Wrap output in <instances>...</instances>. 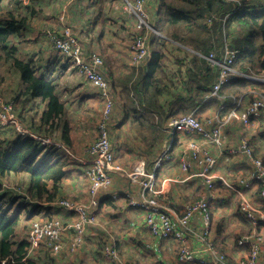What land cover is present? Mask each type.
Instances as JSON below:
<instances>
[{
  "label": "rangeland",
  "instance_id": "rangeland-1",
  "mask_svg": "<svg viewBox=\"0 0 264 264\" xmlns=\"http://www.w3.org/2000/svg\"><path fill=\"white\" fill-rule=\"evenodd\" d=\"M120 4H118V2ZM4 0V5L6 4L10 9H13L15 11H19L20 13H24L25 8L29 5H33L41 8L42 12L39 15V17L33 18L28 24H30V28L33 27L31 30L28 26H26L23 30L22 36L18 39L19 45L21 47L22 53H18V56L23 59H30L36 63L37 60L40 61L39 64H41V68H39V73H50L53 72V75H55L54 80H58L61 85V92H62V100L64 101L66 105V115L63 118V122H69L70 125V133L68 136H71L74 146L68 147L64 141H62L63 138L61 135V127L62 124H56L54 128L47 127L44 130H37L36 127H34L35 130L41 133L43 137L50 136L51 140H55L58 143L64 145L68 151H66L63 148H60L61 152L66 153L69 155L70 158H72V161H70V164L67 166V170L70 171V176H68L64 182L60 190V194L58 196V199H68L65 201H68L71 205H74L75 207L68 206L66 209H69L71 213L74 212L78 213L80 209L86 207V216L90 217L91 219L96 218V226L93 225L91 227H88L84 244L83 246L78 249L75 253L71 254V259L69 260L67 264H77V259L80 257V255L84 254V249L87 248L88 244V233L90 229L93 228H99L105 232H108L110 234H113V232L116 231L115 225L112 223H108L106 217H108L110 214L106 211H113L114 208H116V211L120 208L115 207L114 205H111L110 208H105V213L101 212V207L98 208H92L91 210H88V206L91 201H95L101 204V197L103 195H108L107 193L110 192L112 187H114L115 184H128L130 185L131 189H138L140 190L142 194V183L148 182L147 175L152 172L151 168L148 166V162L150 158H154L153 163L156 165L162 158L164 151H165V142L167 138L170 137V134L167 133L166 125L168 126L169 121L167 120L164 123L163 131L159 132V128L151 127L152 131L148 128V131L141 132L137 130V128L133 125L132 121L126 118H122L120 115L119 109L120 107L128 108L131 110L132 108V96H131V89L133 87V83L138 79L142 69L139 64L135 63V59H137L136 55L137 49H138V43L135 39V36L137 34L136 28L134 27V19L131 16H129L125 10V3L123 0ZM230 1H239L240 3H244V7L249 9L250 11L255 9V3H258L259 8H264V0H227V2ZM34 2V3H33ZM158 2V8L162 15L165 14V9L160 6V0ZM80 4L84 6L86 9L82 10V14L87 16L89 13L88 6L94 5L95 10L91 13V20L95 22V19H101L100 25H102V29L100 31H103L104 39L99 44V46L95 45L94 36H92V44L89 46L87 43V40L85 42L84 39L87 37L82 34H80L79 29L76 24L75 30L73 29L72 24H69V20L67 17V11L69 12L71 9L76 5ZM247 5V6H246ZM111 7L109 9L108 7ZM189 7H194L189 6ZM65 12H62L64 11ZM124 11V12H123ZM144 11L147 13L149 19V23L153 21L151 18L150 13V5H147L144 7ZM87 12V13H86ZM51 14V15H50ZM129 17H128V16ZM62 16L65 17L67 26H63L64 23L61 21ZM53 18V26L49 27L48 23L46 21H49ZM87 18V17H86ZM157 18L156 23V29L158 33H156V37L162 38V41L164 42L162 51L165 53L164 59L165 64L167 61V67L175 68L174 60L176 59H192L193 56L198 55L201 59H207L210 63L211 67L215 69V64L212 59H218L220 61H223L224 59H234L233 68L235 69L236 61H239L237 65H240V62L243 59H246V64L248 68V71L245 73L249 79V81H253L254 84H247V86L242 87H236L233 91L230 89L229 91L227 87L224 86L220 89L216 90V87L213 88L214 96H211L212 89L208 90L206 93V98L203 99L204 102L201 104V109L196 110H189L188 108H185L187 111L179 112L178 114L173 115L174 117H182L184 114H193L200 118L201 124H202V131L199 133H202L204 135H208V137L202 135V134H193L188 136V141L185 143V145L180 148L177 151L178 155L184 156V159L186 161H190L193 152H198L204 157L207 156L213 160H215V166L213 170L210 172V178L214 182H216V178L218 175L216 174V170L219 166V164L228 165L229 162L232 161V159L237 155V148L233 147L229 144L230 138H229V129H239L241 127L242 129H246L249 131L248 134H245L241 140V146L240 148L244 151H246L248 154L251 155V162L255 169V175H261V178L264 179V40L261 42H258L257 47H260L256 54L249 57H244L241 48L234 47L232 44V39L234 37L240 38L242 35H246L248 33V28L246 26H241L237 23L232 22L228 25V28L225 33H223L224 37V45L223 44H216L213 49L210 50L211 53L205 55L201 50H197L195 47H192L190 45H185L181 43H177L173 41L169 34L173 32V30L165 29L164 33L162 31V27L164 25V19ZM120 20L122 25L126 24V28H123L122 26H118L117 21ZM215 20H220L217 16H215ZM86 21V20H85ZM84 21V22H85ZM224 22H227L228 19L225 17L223 19ZM209 22V21H208ZM90 25V23L88 24ZM158 25V26H157ZM213 23L211 22V26ZM92 26V25H91ZM90 26V27H91ZM210 26V27H211ZM89 27V28H90ZM155 28V27H154ZM212 29V28H211ZM27 31V35L24 36V32ZM215 31V28L206 35L212 33ZM85 32V30H84ZM50 35V39L53 43L51 46L50 42L48 41V35ZM152 35V34H151ZM196 36L195 34H191L188 36V38H193ZM197 37V36H196ZM155 38L154 36L152 39ZM42 39H46L48 42V50H49V59H47V56L45 55L46 52V46L39 45V41ZM70 39H73V41L77 42L79 39V42L81 45H85L84 47L90 48L89 50L84 48L85 53H89L90 55H93L90 53L96 52L97 49L100 52V56L102 59H104V65H106L110 72L113 73L114 67L115 71L117 68V65L112 64L111 61L108 59H114L115 63H118V60L116 59H127L125 61L127 64L131 61L132 66H130V72L125 74V77H111V80H108L112 85L113 90V96H114V106H113V117L109 119V121L112 123L113 127L111 130V138H110V154L113 156V160L111 162V169L109 170L110 174H107L106 172H103V177L100 179V188L99 192L95 193L91 191L92 186L95 184V179L92 181L91 177L88 174V170L92 164L96 166V163H101L105 160V155L102 153H99V150L95 147V142L98 139L99 133H98V125L102 119L103 113H106V103L101 98L100 94L98 92L92 93V89L88 86L87 80L84 77L85 74L81 73L78 69L74 68L71 63H69L66 59H63V55L60 54L59 51H57L55 48H60L61 46L68 47V42ZM13 44L15 43V37L11 36L9 39ZM38 45L39 51L34 53L28 52V47L33 44ZM220 48V46H222ZM216 49H222L221 50V58H217V54L219 53ZM52 52V53H51ZM227 52L230 54L227 55ZM231 53H234L232 55ZM124 55L122 57L121 55ZM37 56V57H35ZM35 59H31V58ZM80 59H82L80 57ZM197 59V58H196ZM251 60L252 63H248V61ZM114 63V62H113ZM50 66V67H49ZM135 67H140L139 69ZM166 67V74L162 76V78L165 79V83L163 85H167L170 88L169 90H164V94L161 96V98L164 100L165 98H169V94L166 92H171L172 90H175V88L179 86H182L183 78L184 76L180 73L179 70H177V66L175 69H172L171 71L168 70ZM146 69V68H145ZM241 72V71H240ZM236 73V71H234ZM100 75V73H98ZM108 75V73H107ZM243 75V74H241ZM246 77L245 75H243ZM106 77V76H105ZM184 83V82H183ZM214 86V85H213ZM21 81L19 78V74L15 69H12L10 64L7 62L6 58L4 56L0 57V101L2 102H8L12 105H14V113L17 118L16 122L20 123L23 121V119L26 120L27 124H29L28 117H25V108L21 100H16L14 97L17 94V92L21 89ZM172 88V89H171ZM91 90V91H90ZM92 94L95 97L89 96ZM220 95L219 97H217ZM87 98V99H86ZM208 98V99H207ZM236 100V101H235ZM210 101V104L209 102ZM39 102H31L29 105L30 108L34 107V109L29 113H26L27 115H33L36 113V105L38 108H43V106H39ZM138 105L137 103H135ZM241 106L239 107V105ZM203 105V106H202ZM249 106H257L259 110V116L252 115L248 122H246L242 118V112L244 109L248 108ZM208 107L207 111L208 114L204 115L201 110H204ZM239 110L236 112L240 117L237 118L234 115V109ZM242 107V108H241ZM250 108V107H249ZM132 115L133 119V113ZM154 124H156L154 121L155 119L150 118ZM61 122V121H60ZM30 125V124H29ZM149 125H152L149 123ZM1 126V125H0ZM153 126V125H152ZM8 127L14 128L17 132L16 126L14 125H8ZM6 131H1L0 129V139L4 138L5 136L8 137L11 141L15 139V135L11 133L10 130L5 129ZM57 130V132H53ZM34 133V132H33ZM158 134L162 135V138H160L159 141H156L153 143V139L156 136H159ZM239 134V132H238ZM250 134L257 137L260 140V150H258V147L254 145V143L251 142V138L249 137ZM5 135V136H4ZM45 135V136H44ZM182 135V134H181ZM84 139V148H87L86 151L79 152L77 149L80 148L81 145V139ZM62 139V140H61ZM61 140V141H60ZM165 140V141H164ZM43 153H47V151H50L51 153H54L55 155L60 154V150L56 149L53 146L46 147L45 145H42ZM5 147H10L9 144H7ZM211 147H216L219 149V154H215L211 151ZM10 150V148H9ZM70 152V153H69ZM52 159H54L57 156L50 155ZM84 156V157H83ZM176 158V157H175ZM174 158V159H175ZM173 159V161H174ZM222 159V161H221ZM52 161V160H51ZM221 161V162H220ZM260 162V163H259ZM86 166V169H80V165ZM79 165V166H78ZM262 165V169L259 170V166ZM144 167V173L142 172V168ZM206 167V166H205ZM204 167V168H205ZM204 168H197L196 176L200 175V173L203 172ZM164 171V168L161 170ZM159 171V173H161ZM74 177V178H73ZM232 177V176H231ZM233 178V177H232ZM243 178L242 176L239 177L238 181L240 182V179ZM161 177H159L155 181L154 185V199L157 201L156 207L152 208L150 201V196L146 194L141 200V194L139 197L129 194V193H116L111 194V198L113 200H119L120 196H126L127 198V206L130 209L137 210L141 212V214L144 216L145 223L147 226V235H149L148 240L144 241V248H148L149 251L156 252L161 251L162 253L166 252V249L168 247H171L175 249V254L177 251L180 254L181 248L183 246H186L188 248H192L190 238L187 239L185 242L181 238L176 237V235H172L168 239L163 238L159 233H162V231L159 230H153L152 225L150 223V220L156 221L161 216L165 215L168 216L171 221L173 222V217L171 215L172 208L168 206V204L164 200L162 196L164 195L163 190L159 188ZM197 179V178H193ZM176 180V179H175ZM225 180V179H222ZM25 175L22 173H19L18 175L13 176H2L0 177V193L5 194L7 191L11 195H17L15 198L16 206L18 207H26L25 200L23 197L26 195L27 190V184H26ZM254 181L251 180V183L249 184L248 188L251 187L252 183ZM257 183V182H256ZM264 183V182H263ZM67 191V192H66ZM259 193L260 200L255 201L253 199H248L250 204L257 206L259 209L264 210V196L262 193ZM206 196H199L193 198V200L188 201L184 208L181 211V208L179 209L180 212H182L178 218H181L189 205L196 204L202 199H204ZM245 197V194H244ZM134 201L137 204H139L144 209L137 206H131L130 202ZM241 201V199H240ZM10 205L9 202H5L3 207L0 208H6ZM60 205V204H57ZM15 208V206H14ZM13 208V211H14ZM35 209L34 205L29 206V210L32 211ZM159 209H164L168 211L169 214H164L159 211ZM238 209H240V203L238 205ZM65 210L64 207H60L57 210H52L50 206H47V208L41 210V212L35 215V217L30 218V220L26 219V215L28 214L26 211L22 213V220L20 221V224L17 228V233L15 235L14 240L17 242L24 241L28 243L27 247V254L24 257V259H28L31 261L33 258H37L38 254H42L43 257L46 253L50 257H55L58 259L57 254L54 252L49 251L46 247L42 246L32 254H29V249L31 247L29 242V236L33 229L34 222L38 220V218L41 216V218L49 217L51 215H56L57 217H62L67 215L66 213H63ZM68 210V211H69ZM93 210V211H92ZM95 211V212H94ZM264 213V212H263ZM71 214V215H72ZM12 215V213H10ZM213 215V214H212ZM75 216H72L71 219H75ZM61 219V218H60ZM246 220V219H245ZM247 222V221H246ZM175 223L176 226H178L177 222ZM121 231L125 232L126 228H129L128 225L121 223ZM192 227V224H191ZM192 231L194 229L192 228ZM158 232V233H155ZM196 232L200 233V230L196 227ZM244 235H248L250 233H255V236H252V239L248 246L241 247L243 250V255L241 257L238 255L236 259H244L248 255L251 254H257V261H259L260 257L264 256V228L260 227H253L251 224H245L244 225ZM101 233V242L100 247L98 248L97 257L100 259V263H104L103 261V254L104 253V247L107 244L113 243L115 246V249L117 251V255L120 254L119 259H123L126 257L129 258L130 255L126 254L125 247L121 245L120 240L115 238H109L105 239V236ZM171 233H174V230H172ZM242 238V237H241ZM241 238L238 240H241ZM261 238V239H258ZM92 244L96 245V241H91ZM209 242L214 244V242L209 237ZM260 244V246H259ZM97 247V246H96ZM214 249H217L219 252L215 251L212 247L211 248H205L207 251H212L213 256L220 257L218 254H220L225 262L228 260L229 256L226 252L220 251L217 246L214 244ZM220 249L221 247L218 246ZM258 247L260 248L259 251ZM137 246H135V250L137 251ZM41 249V252H40ZM247 251L245 254L244 251ZM66 251V249H64ZM215 251V252H214ZM257 251V252H256ZM40 252V253H39ZM218 253V254H216ZM105 255V254H104ZM10 257L6 258L10 262H12L14 259H10ZM107 260L113 263L111 259L107 256L105 257ZM252 259V258H250ZM1 260V264L2 261ZM16 261V260H14ZM50 261H52L50 259ZM19 263L16 261V264H28L27 262ZM41 264H49V262L41 263ZM106 264V263H105ZM129 264V263H128Z\"/></svg>",
  "mask_w": 264,
  "mask_h": 264
},
{
  "label": "trees",
  "instance_id": "trees-1",
  "mask_svg": "<svg viewBox=\"0 0 264 264\" xmlns=\"http://www.w3.org/2000/svg\"><path fill=\"white\" fill-rule=\"evenodd\" d=\"M160 6L165 9V14L160 18L164 19V25L162 31L165 29L173 30L169 37L181 44L190 45L197 50H201L207 55L210 50L216 44H223V33L226 32L228 25L232 22L248 28V33L242 35L240 38L234 37L232 39V45L237 48H241L244 57L253 56L256 54L260 47H257L258 42L264 40V8H259L260 5L255 3V9L249 10L244 7V3L239 1L227 0H160ZM125 3V1L123 0ZM4 0H0V57L4 56L12 69H15L19 74L20 81L23 85L15 95L16 100H21L23 106L30 102L32 99L46 102V109L41 117L42 126H49L54 128L56 124H62L61 134L67 140L68 125L63 122V118L66 115V105L62 100L61 85L59 81L49 77L48 72L39 73L41 64L39 60L36 63L30 59H23L17 55L18 47L13 44L9 39L11 36L20 38L23 34L24 28L28 25L29 16H33L35 11L29 7V12L20 13L10 9ZM149 0L147 1V5ZM194 7H189L193 6ZM247 6V5H246ZM160 11L158 10V14ZM135 17L134 15H130ZM217 16L220 20H215ZM227 17L228 21L224 22L223 19ZM209 21V22H208ZM211 22L213 25L211 26ZM156 23V22H155ZM136 26V23L134 24ZM156 28V25L153 24ZM158 26V25H157ZM211 26V27H210ZM212 28V29H211ZM215 31L206 35L209 31ZM148 29L144 30L146 33ZM191 34H195L193 38H188ZM153 33L151 36V58L148 61L149 66L147 69L141 71L138 79L133 83L131 89L132 96V112H133V125L137 130L141 132L151 130V127H158L159 132L163 131L164 123L173 115L178 114L184 110H181L178 106V100L171 102L167 107L170 110L166 113V116L158 115L159 123L154 124L150 120V110L161 111L166 106L159 102L160 96L164 93V90L170 88L165 83V79L162 78L166 74L165 53L162 51L164 42L162 38L155 36ZM224 45V44H223ZM220 46L221 47H223ZM215 50V48L213 49ZM219 53L217 58H221L222 49H216ZM197 58V59H196ZM194 66L196 70L201 71L200 78L198 79L193 75L192 69L189 67V76L192 83H187L189 90L193 93L187 100L186 108L189 110L194 107V96L200 92L204 95L205 92L212 89L214 83L217 80L218 70L212 68L207 59H201L198 55H194ZM246 59L240 62V65L236 61L235 70L238 72H247L248 68ZM248 63H252L251 60ZM50 67V66H49ZM254 84L253 81H249L240 75L233 76L228 85L233 91L236 87L247 86V84ZM196 86V87H194ZM172 89V88H171ZM195 94H194V91ZM188 91V93H191ZM172 96L177 98L173 92ZM206 94V93H205ZM183 95L179 93L178 96ZM181 98V97H180ZM137 103L138 105H136ZM187 111V110H185ZM26 112H29L26 110ZM155 119V117H152ZM31 121V120H30ZM61 121V122H60ZM151 123L152 125H149ZM31 128V127H30ZM1 131L10 130L15 135L14 141L8 137L0 139V173L1 176H13L22 173L27 180L26 195L23 199L26 202L25 208L16 206L15 198L17 195H11L8 191L5 194L0 193V202H9L10 205L6 208H0V264L2 259H6L11 256L19 263L24 262L32 263L30 260H24L27 254L28 243L19 241L16 243L14 240L17 233V228L22 220V213L26 211V219L35 217V215L41 212L45 203L53 202L58 199L62 182L68 177L69 171L67 166L72 161L66 153H60L55 155L50 151L43 153V144L33 137L22 136L14 128L8 126H0ZM34 132V125L31 128ZM57 131V130H55ZM53 131V132H55ZM152 131V130H151ZM36 133V132H34ZM154 137L153 143L159 141L162 135ZM68 143V140H67ZM9 144L10 147H5ZM10 148V150H9ZM50 155L57 156L54 159ZM52 160V161H51ZM260 182L259 192L263 187V182ZM34 205L35 209L30 211L29 206ZM44 205V206H43ZM15 206V208H14ZM14 208V211H13ZM12 213V215H10ZM243 221L246 224L245 217L241 215ZM10 258V259H11ZM34 259V258H33ZM34 264V263H32ZM56 264V263H54Z\"/></svg>",
  "mask_w": 264,
  "mask_h": 264
},
{
  "label": "crops",
  "instance_id": "crops-1",
  "mask_svg": "<svg viewBox=\"0 0 264 264\" xmlns=\"http://www.w3.org/2000/svg\"><path fill=\"white\" fill-rule=\"evenodd\" d=\"M157 1L158 0H149V4H148L150 5L151 18L153 19V21L151 22L152 26L157 21L156 19L157 16L158 17L160 16V18H162L163 16L161 13L158 14L159 8H158ZM118 4H120V2H118ZM28 7L35 11L33 16H29V14H27L29 17L28 22H30L31 24V20L33 18L39 17V15L41 14L42 7L38 8L34 6V4L32 6L29 5ZM108 8L111 9V7H108ZM84 9H86L84 6L80 4H76L71 9L70 15H69V12L67 11V17L69 20V24L70 25L72 24L74 30H75L74 24L78 25L77 26L78 28L81 27L79 29V31H82L80 32V34H82L83 37L84 36L87 37L83 41L85 42L87 40L86 45L88 44L90 46L92 44V41H93L92 36H94L95 45L99 46V44L104 39L103 31H100L102 29V25H100L101 19H95L96 20L95 22L91 20V13L93 12V10L96 9L94 5L88 6L89 13L87 14V16L82 14V10ZM25 12H29V9L28 8L25 9L24 13ZM62 12H65V10ZM132 18H135V17H132ZM46 23H48L49 27H52L54 24L53 18L50 20V22L46 21ZM89 23L90 25H88ZM117 23L119 27L122 26L123 28H126V24L122 25L120 20H118ZM30 24L27 25L28 26L27 29L29 28V30H31L32 28V31H33V27L30 28ZM27 34H28L27 31H25L24 36ZM18 39L19 38L15 37V43H16V46L18 47L17 55L18 53H22L21 47L19 45L20 41H18ZM38 44L41 46H46L45 55L47 56V59H49L50 52L48 50L49 46L47 45L48 44L47 40L42 39L41 41H39ZM85 48L88 50L90 49L87 47ZM27 49L29 53L33 52V54L40 50L38 45L35 44L34 42ZM121 56L124 57L123 54ZM31 59H35V58L32 57ZM108 60L111 61L112 64L117 65V68H116L117 71H115V67H114L113 73L110 72V74H109L108 67L106 65L105 67H103L102 70L105 73V76L108 80H111L110 79L111 77H117V78L122 77V76L125 77V74L130 72L129 64L132 66L131 61L129 62V64H127L125 62L127 61V59H116L118 60V63H115L114 59H108ZM166 64H167V61H166ZM173 64L175 65V68L177 66V70H179L180 73L184 76L183 78L184 83L182 82L181 83L182 86L178 85V87L175 88V90L171 91L174 93L175 96H177V98L172 96V93L169 94L170 96L169 98H165L164 100L160 96L159 102L166 105L161 109V111L150 110L149 115L151 118L155 117L156 121L154 122L156 124L159 123L158 115L166 116V113L168 112V110H170V106L169 108L167 106L171 102H175L178 100V106L180 107V109L185 110L186 105H187L186 104L187 100L184 98H188L189 96L193 94L189 90L190 87H188L187 85V83L189 82L192 83V81L190 80L191 77L189 76L191 74L188 70L189 67L192 69L193 75H195L198 79L200 78L201 71L195 69L197 67L193 65L194 59H176L174 60ZM147 66H149L148 62L140 65L142 69H145V68L147 69ZM140 67L138 68L135 67V68L139 69ZM167 68L169 71H171L172 69H175V68L169 67V65ZM48 74H49V77L51 78L55 77V75H53V72H50ZM22 87L23 85L21 83L20 88L22 89ZM229 90L230 88L228 87L227 91ZM188 91L191 93H188ZM91 92L94 93L96 91L92 90ZM179 93H183V95L178 96ZM205 93L202 97H201L202 94L200 92H198L194 96V99L197 98V100L195 101L196 105L192 107L191 109L192 111L196 109H201V104L202 102H204L203 99L206 98ZM194 94H195V91H194ZM89 96L95 97L92 94H90ZM31 102H39L38 103L39 106H43V108H38L36 105V109H38L36 110V113H34L33 115H27L26 113L28 112L25 113V117L29 118L28 123L30 125L27 124L25 119H23L25 123H23L22 121L21 123L24 127L29 128L30 130H32L31 128L33 125L34 127H36L37 130H44L45 128L49 127V126H42V122H41L42 114L44 113L46 109L45 108L46 102L44 101L41 102L39 99L38 100L32 99L30 102L26 104V106L24 105L25 111L27 110L29 111V113L34 109V107L30 108L29 106ZM207 102H209L210 104V101H207ZM207 109L208 107L204 110H201L204 115L208 114ZM119 112L122 118H126L132 121L131 119L132 115L130 116V114L133 113L132 110H129L128 108L124 109V107H120ZM66 124L68 125L67 131L69 134L70 133L69 122H66ZM37 130H34V132L42 136L41 133L38 132ZM229 130H231L229 131V138H230L229 144L237 148L238 152H237V155L232 159V161L229 162L230 164L228 165H224L222 163L219 164L216 170V174L218 175V177L216 178V182H215L216 186L213 189H209L207 187L206 182L202 177L195 176L192 174V172L183 171L178 160H175L173 163L169 162L165 164L164 171H161L160 173L161 179L159 183V188L162 189L164 193V195L162 196V199L166 197V199L164 200V203L166 202L168 206L172 208L171 215L173 217L174 222H177L179 219L178 217L182 215L181 214L182 212H180L179 209L181 208V211H182V209L184 208L185 204L188 201L193 200V198L197 197V195L201 197L202 196L209 197L211 199L210 200V210L213 214L210 232H209L210 238L220 251L224 250V252L227 253V255L229 256L228 261H227L228 264H239V259H236V257L238 255L241 257V255H243V250L238 245V240L244 233L243 232L244 225L246 223L245 221H243L241 216L238 214V205L240 203L241 194H245L246 197H248L249 199H253L255 201L260 200L259 193H258L260 182L253 179L255 176V169L252 165L251 159L247 155L246 151L240 148L241 140L243 136H245V134H248V132L246 131H249V130H246L244 128L242 129L241 127H239V129L237 128L235 130L233 129H229ZM48 137L51 138L50 136ZM249 137L251 138V142L254 143V145L258 147V150H260L261 152L260 143H259L260 140L257 137L253 136L252 134H250ZM181 138L183 139L181 143L182 145L188 141V138L183 135L181 136ZM67 140H68V143H67ZM67 140L63 139L62 141H64L68 147H72V145L74 146L71 136L67 135ZM83 141L84 139L82 138L80 148L77 149V151L79 152L86 151L87 149V148H84L85 143ZM211 151L217 155L219 154V149L216 147H211ZM60 153L62 152L60 151ZM153 160L154 158L153 159L150 158L149 161H147L148 166L151 169L154 164ZM79 167L80 169H83V168L86 169V166L82 164ZM68 176H70V173ZM240 176H242L243 178H241L239 182L238 179ZM193 178H197V179L193 180ZM222 179H225V180H222ZM251 180L254 181L251 187L250 188L245 187L244 183L247 181L251 183ZM63 182H62V185H63ZM129 186L130 185L128 184H120V183L115 184L114 187H112V189L110 190V192L107 193L108 195L106 196L103 195L101 197V206H100L101 212L105 213L104 211L105 208H110L111 205H114L115 207L120 208L117 211H116V208H114L113 211H106L107 213L110 214L108 217H106L107 222L114 224L116 231L113 232V234H110L109 231L105 232L99 228L92 227L89 233L87 234L88 237L91 236L90 238H88L87 248L84 249L85 250L84 254L80 255V257L77 259V264H99L101 262L100 259L97 257V252H98L97 250L100 247L101 238L103 237L101 236L100 232H102V234L105 236V239H107L110 235L111 237L109 238L116 237V239L120 240L121 245L125 247L126 254L130 255L128 259L126 257L121 259L125 263H129V264H200V261H196L194 263H183L182 261H180L179 252L177 251V253L175 254L174 252L175 249L171 247H168L166 249V252L164 253H162L161 251L152 252V251H149L148 248L146 247L144 248V245H145L144 241L148 240V237H149V235H147L148 234L147 226L145 223L144 216L141 214V212L128 208L126 196H120L119 200H113L110 196L111 194H116V193H129V194H133L139 197V195L141 194L139 188L131 189V187ZM45 208H47V206L43 207V209ZM61 211H64L63 213L67 214L63 216V218L62 217L61 218L65 220V222L70 223L73 220L71 219L72 213L66 210H61ZM202 221H203V213H199L196 219L191 223L194 231L191 233L190 242H191L192 248L194 249H202L205 246V242H203L204 240L202 238L204 231H205V226ZM121 223H124L128 225L129 227V228H126L125 232L121 231V227H122ZM97 226L95 225V227ZM196 227L200 230V233L196 232ZM73 236H74L73 230H70L69 232L65 233L63 240H62V244L64 247L59 253H57L58 259L55 257H50L46 253L43 257H40L42 256V254H38V257L32 259L31 262L34 264H41L45 262H49V264H54V263L67 264L69 260H72L71 259L72 253L68 245L71 239L73 238ZM92 240L96 241V245L92 244L91 242ZM42 245L44 246H42L41 249L43 247H46L49 251L53 252V249L49 243L45 242ZM135 246L138 247L137 251L135 250ZM218 246H220L221 249ZM41 249H40V252H41ZM64 249H66V251H64ZM247 251L245 250L244 253L246 254ZM102 254H103V261H104V263L102 264H105V263L106 264H119L116 262H113V263L110 262L109 260L105 258V255L103 252ZM201 255L205 257L206 259L211 258V254L208 252L202 253ZM50 259L52 261H50ZM241 260L242 259H240V261ZM32 263H28V264H32ZM256 264H264V256L260 257L259 261H257Z\"/></svg>",
  "mask_w": 264,
  "mask_h": 264
},
{
  "label": "built area",
  "instance_id": "built-area-1",
  "mask_svg": "<svg viewBox=\"0 0 264 264\" xmlns=\"http://www.w3.org/2000/svg\"><path fill=\"white\" fill-rule=\"evenodd\" d=\"M125 1V7L124 10L129 15L135 16V23L137 34L135 36V39L138 43V49H137V59H135V63L142 65L144 63H147L149 59L151 58V34L158 33L157 29H155L148 21V15L144 11V7L147 4L148 0H124ZM64 25L67 26L65 17L62 16L61 20ZM148 29V31L145 33L144 30ZM48 35V41L50 42L51 46L53 45L50 35ZM84 46L80 44L79 39L77 42L73 41V39H70L68 42V47L61 46L60 48H55L57 51L60 52V54L63 55V59H66L69 63L73 65L74 68L78 69L81 73L85 74V78L87 80L88 86L93 90L100 94L101 98L106 103V113H103L102 119L98 125V139L95 142V147L99 150V153L104 154L105 160L101 163H96V166L92 164V166L87 169L88 174L91 177L92 181L95 180V184L92 186L91 191L92 192H99L100 188V179L103 177V172L109 173V170L111 169V162L113 160L112 154H110V138H111V130H112V121L110 122L109 119L113 117V106H114V96H113V90L111 83L107 80L105 77V73L103 72L104 65V59H102L97 54L101 55L100 52H92L91 54L85 53ZM230 53L227 52V55ZM234 55V53H231ZM80 57L82 59H80ZM214 64L216 65L215 68L218 70L217 74V80L214 83V86L212 87V94L211 96H214L213 88L216 87V90L223 88L224 86H228V83L230 79L233 76L240 75L244 77L245 75L246 79H248L247 75L242 72H238L233 68L234 59H224L223 61H220L218 59H212ZM236 71V73H234ZM100 73V75L98 74ZM243 74V75H241ZM228 88V87H227ZM218 95L217 97H219ZM208 99V98H207ZM236 101V100H235ZM241 104L239 105V107ZM238 109H234V115L239 118L240 116L236 113ZM250 107V108H249ZM248 108L244 109L242 112V118L248 122L249 118L252 115L259 116V110L257 106H249ZM242 108V107H241ZM17 118L14 113V105L8 103V102H2L0 101V125L1 126H8V125H14L16 126V129L18 130V133L22 136H30L38 140L40 143L45 145L46 147L53 146L56 149L60 150V148L66 149V147L60 143H58L55 140H51L47 137H42L36 133H33L29 128H26L22 125V123L16 122ZM170 120V121H169ZM169 123L167 128V133L170 134V137L166 139L165 143V151L158 163L153 164L152 172L147 175L148 182L142 183V194H141V200H143L144 196L148 194L150 196V203L152 208L156 207L157 201L154 199V185L155 181L160 177L159 171H161L163 168L165 169L166 163H173L175 160H178L180 163V166L183 171L186 172H192L193 175L196 174L197 168H204L203 172L200 173V177H202L206 185L209 189H213L216 185L215 182L210 178V172L213 170L215 166V160L203 156L198 152H193L192 157L190 161H186L184 159V156L178 155L177 151L183 147L185 144H181L183 139L181 136H185L188 138L189 135L193 134H202L199 133L202 131V124L200 118L193 114H184L182 117H171L168 119ZM182 134V135H181ZM204 135V134H202ZM208 137V135H204ZM61 151V150H60ZM63 153V152H62ZM70 153V152H69ZM247 153V152H246ZM247 155L251 159V155L247 153ZM176 157V158H175ZM175 158V159H174ZM174 159V161H173ZM260 163V162H259ZM262 169V165L259 166V170ZM142 172L144 173V167L142 168ZM145 174V173H144ZM1 176V173H0ZM196 176V175H195ZM254 180L256 181H262L264 182V179L261 178V175H255ZM250 182H245L244 186L248 187ZM261 193L264 196V184L261 189ZM68 199H60L53 202H47L45 203V206H50V208L54 211L57 210L60 207H64L66 211L69 209H66V207L71 206L75 207L74 205H71L68 201H65ZM210 198L205 197L198 203H194L192 205H189L186 209L185 214L178 219L177 224L175 225L171 221V219L168 216H161L158 220L152 221L150 220V223L152 225L153 230H159L162 231V233H159L163 238L168 239L172 235H176V237L181 238L183 242H185L187 239L190 238L192 231L191 223L196 219L197 215L199 213H203V224L205 226V231L202 236L203 242H205V246L202 249H194V248H188L186 246H183L180 250L179 258L180 261L183 263H194L196 261H200V264H228L227 261L225 262L224 258L218 254L220 257L213 256L212 251H207L205 248H213L214 244L209 242V232L211 227V221H212V212L210 210ZM5 202H0V207H3ZM60 204V205H57ZM131 206H139L134 201L130 202ZM88 206V210H91L92 208H98L101 206L99 205L98 201H91V203ZM145 210V209H144ZM93 211V210H92ZM146 211V210H145ZM160 212L164 214H169L168 211L164 209H159ZM239 213L245 217L247 222H249L253 227H260L264 228V210L259 209L257 206H254L250 204L246 196L244 197V194H241V201H240V209H238ZM68 212H71L70 210ZM95 212V211H94ZM147 212V211H146ZM72 216H75L76 218L73 219L70 223L65 222L61 217H57L56 215H51L49 217H44L40 215L38 220L34 222L33 229L29 236V242H30V249L29 254L35 253L43 243H49L53 249V252L55 254L59 253L63 249L62 240L65 235V233L69 232L70 230H73L74 236L71 239L68 247L71 251V253L76 252L78 249H80L84 244L85 235L87 232L88 227L96 225V218L91 219L90 217L86 216V207L80 209L78 213L74 212ZM61 218V219H60ZM172 230H174V233H171ZM158 233V232H155ZM252 236H255V233H250L248 235H242L240 238L238 245L248 246L250 243ZM261 239V238H258ZM260 246V244H259ZM204 249V250H203ZM215 251L219 252L217 249H214ZM260 248L258 247L259 251ZM214 251V252H215ZM256 251V252H257ZM210 253L211 258L206 259L201 254L202 253ZM104 254L105 257H109L111 261L119 263V264H128L119 259L120 254L117 255V251L115 249V246L113 243H109L104 247ZM257 254L254 253L250 256L248 255L246 258L239 260V264H256L257 263ZM252 258V259H250ZM15 260V259H14ZM10 262L7 259H4L2 261V264H16V261ZM26 260V259H24ZM19 264V263H18Z\"/></svg>",
  "mask_w": 264,
  "mask_h": 264
},
{
  "label": "clouds",
  "instance_id": "clouds-1",
  "mask_svg": "<svg viewBox=\"0 0 264 264\" xmlns=\"http://www.w3.org/2000/svg\"><path fill=\"white\" fill-rule=\"evenodd\" d=\"M154 27V26H153ZM156 29V28H155Z\"/></svg>",
  "mask_w": 264,
  "mask_h": 264
}]
</instances>
